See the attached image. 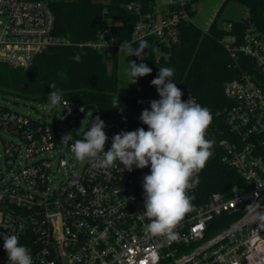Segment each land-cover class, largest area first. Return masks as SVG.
I'll return each instance as SVG.
<instances>
[{
	"label": "built area",
	"instance_id": "2783aa9c",
	"mask_svg": "<svg viewBox=\"0 0 264 264\" xmlns=\"http://www.w3.org/2000/svg\"><path fill=\"white\" fill-rule=\"evenodd\" d=\"M48 2L0 0V63L28 68L49 46L70 43L55 35ZM126 8L138 17L127 43L155 38L158 59L181 45L183 26L194 23L196 11L192 0H151L145 11L139 3ZM242 24L235 28L228 22L221 39L231 56L229 67L239 73L224 86L229 104L221 114L228 132L213 144L243 186L213 192L204 203L193 199L194 211L175 229L177 240L153 236L141 215L150 166L122 172L119 162L109 169L85 162L76 169L71 141L61 140L59 124L10 109L0 91V234L17 235L33 264H264V228L253 220L257 205L264 212V25L251 19ZM122 43L104 29L79 46L110 60ZM187 99L197 102L193 95ZM63 100L70 127L85 120L88 130L97 115L104 121L105 151L121 131L147 130L130 107L106 115ZM3 244L0 235V264H7Z\"/></svg>",
	"mask_w": 264,
	"mask_h": 264
},
{
	"label": "trees",
	"instance_id": "16d2710c",
	"mask_svg": "<svg viewBox=\"0 0 264 264\" xmlns=\"http://www.w3.org/2000/svg\"><path fill=\"white\" fill-rule=\"evenodd\" d=\"M151 0H110L108 3L95 0L49 1L55 16V35L69 44L53 45L36 56L28 68H12L0 63V91L3 94H18L25 98L48 99L50 84L62 89V97L72 99L94 112L110 114L123 107H130L141 114L150 110V101L160 99L151 81L157 77L159 68L174 69L173 83L181 89L185 100L193 95L212 114V122L207 130V138L214 142L228 132L222 110L229 104L224 94L225 83L239 73V69L229 67L231 56L221 44L222 37L229 31L214 19L203 31L195 23L185 24L182 29V43L175 47L167 58H157L158 42L148 37L149 48L145 49V59L130 56V62L145 63L152 68L150 75L139 77L136 84H129L127 94H119L118 51L111 59L104 54L79 44L97 38L100 31L107 29V36L120 42L131 41L137 15L127 10L130 3H139L143 11ZM194 3L197 0H192ZM248 8L246 19L231 20L237 28L251 19L264 25V0H236ZM195 13V12H194ZM193 13V14H194ZM118 20L119 23H113ZM243 25V24H242ZM133 48L138 41L131 42ZM79 55V62L74 59ZM43 95V96H42ZM118 95L120 106L113 108L112 99ZM200 183L193 195L196 203H204L213 192H229L235 186H243L245 181L230 166L222 161V152L217 146L205 168L199 173Z\"/></svg>",
	"mask_w": 264,
	"mask_h": 264
},
{
	"label": "clouds",
	"instance_id": "9594fccd",
	"mask_svg": "<svg viewBox=\"0 0 264 264\" xmlns=\"http://www.w3.org/2000/svg\"><path fill=\"white\" fill-rule=\"evenodd\" d=\"M146 40L138 41V47L130 43L120 45L119 53L145 59ZM79 62V55L74 57ZM152 73L147 64L128 62L123 70L127 85L136 84L139 77ZM174 69L161 67L151 85L156 87L160 99L150 101V110L144 109L140 121L147 125L134 131H121L112 138L111 147L105 151L108 137L105 123L97 115L91 122L83 138L74 139L65 134L61 140L71 141V152L75 160L87 162L95 169H109L119 162L121 171L131 172L133 166L144 169L150 166V174L143 177L144 208L142 217L150 221L147 231L153 236L165 237L169 241L179 238L176 228L185 216L194 211L189 191L200 183L199 173L212 157V141L207 138V130L212 122V114L207 107L195 99L183 100V93L173 83ZM49 111L63 104V91L55 83L49 85ZM120 106L118 95L112 99V107ZM83 111V108L81 109ZM251 208L252 205H249ZM253 208V220L264 228V212ZM3 236L7 264H33L30 250L20 244L15 234Z\"/></svg>",
	"mask_w": 264,
	"mask_h": 264
},
{
	"label": "rangeland",
	"instance_id": "374dc122",
	"mask_svg": "<svg viewBox=\"0 0 264 264\" xmlns=\"http://www.w3.org/2000/svg\"><path fill=\"white\" fill-rule=\"evenodd\" d=\"M59 1V0H50ZM98 2L108 3L110 0H95ZM196 11L193 14V22L206 31L214 19L218 18L217 24L221 28H226L228 22L231 20L246 19L248 17V8L241 2L236 0H197L195 2ZM113 23H119L114 20ZM119 53V51H118ZM119 62V94H127L128 87L127 81L124 78L123 70L128 67L130 56L120 52L118 54ZM43 96V95H42ZM4 103L10 109L17 110L21 113L30 115L32 118L40 119L42 122L58 123L60 126L61 135L71 134L74 139L83 138L84 132L87 130L85 127V120L80 122L76 127H70L64 119V107L61 104L54 107L49 111V98L38 100L32 98H25L22 95L4 94ZM5 138H9L10 134L6 131L2 132ZM74 167L80 169L85 162H80L74 158Z\"/></svg>",
	"mask_w": 264,
	"mask_h": 264
},
{
	"label": "water",
	"instance_id": "95a60500",
	"mask_svg": "<svg viewBox=\"0 0 264 264\" xmlns=\"http://www.w3.org/2000/svg\"><path fill=\"white\" fill-rule=\"evenodd\" d=\"M208 139L212 141V149H211V151L213 153L215 151V147H214V144H213V139L211 137H209Z\"/></svg>",
	"mask_w": 264,
	"mask_h": 264
},
{
	"label": "crops",
	"instance_id": "0c3cea01",
	"mask_svg": "<svg viewBox=\"0 0 264 264\" xmlns=\"http://www.w3.org/2000/svg\"><path fill=\"white\" fill-rule=\"evenodd\" d=\"M50 1V0H49Z\"/></svg>",
	"mask_w": 264,
	"mask_h": 264
}]
</instances>
